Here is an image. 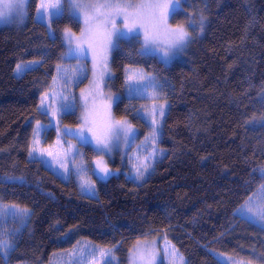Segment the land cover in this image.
I'll list each match as a JSON object with an SVG mask.
<instances>
[{"label": "trees", "instance_id": "trees-1", "mask_svg": "<svg viewBox=\"0 0 264 264\" xmlns=\"http://www.w3.org/2000/svg\"><path fill=\"white\" fill-rule=\"evenodd\" d=\"M39 1H28L26 21L0 27V206L30 212L22 228L6 223L0 240L13 250L0 264H52L56 252L85 240L119 253L123 264L122 248L156 231L185 264H226L220 254L251 261L258 254L264 264V228L235 213L264 184V0H179L171 23L185 26L191 42L170 63L144 52L139 37L119 40L114 113L138 128L137 142L146 136L138 112L146 99L127 96L125 81L128 67L151 74L168 102L158 142L164 154L142 183L120 168L95 176L96 196L29 157L34 124L48 122L42 95L61 66L78 61L65 57L63 30L80 32L88 21L66 10L39 21ZM30 61L38 64L15 74ZM88 80L89 70L76 88ZM76 110L63 122L78 124ZM54 135L50 129L46 142Z\"/></svg>", "mask_w": 264, "mask_h": 264}, {"label": "rangeland", "instance_id": "rangeland-1", "mask_svg": "<svg viewBox=\"0 0 264 264\" xmlns=\"http://www.w3.org/2000/svg\"><path fill=\"white\" fill-rule=\"evenodd\" d=\"M28 1L24 7L23 19L16 17L14 9L5 7L18 0H0V9L8 13L7 19H0V27L10 22L23 23L27 19ZM166 3L167 10H153L147 8L127 7H76V5H146L150 3ZM179 0H40L37 5L36 19L47 22L59 16L66 10L68 13L87 19L80 32L72 28L63 30V39L67 49L69 36L72 47L77 43L87 50L86 55H66L74 58L77 63L61 66L54 78L53 87L42 95L39 110L47 115L48 122H36L30 144L29 157L41 161L44 166L52 170L64 180L73 178L79 184L83 193L96 196L95 176L107 179L111 174L123 171L126 176L142 183L153 169L157 160L162 158L164 150L158 142L161 136L163 118L168 109V102L159 99L157 84L151 74L141 68L128 67L126 70L125 94L129 97L146 99L140 102L139 115L148 123L149 131L137 142L138 128L124 118L116 117L114 106L119 94L112 87L114 77L112 55L121 38L136 36L144 43L146 33L154 35L155 41H149L144 52L157 56L165 63L181 57L178 50L188 48L191 37L182 45L170 46L172 34L183 25L171 23L173 5ZM58 5L57 8L41 7V5ZM156 12L153 17L152 13ZM164 11L161 16L160 12ZM38 13H43L41 18ZM131 29V31H129ZM189 33V32H188ZM66 49V52H67ZM65 52V53H66ZM165 52L168 55H165ZM83 59V60H81ZM38 64L30 61L19 64L21 69L16 75H22L26 70ZM89 70V80L86 85L76 88ZM131 77V79H129ZM78 109V110H76ZM163 109L164 115H160ZM77 111L78 124L63 122V116ZM155 121V122H154ZM131 125L127 134L123 127ZM54 129L55 135L51 142H46L48 131ZM87 137V141L81 138ZM103 141L97 143V140ZM48 140V139H47ZM105 144L107 147H105ZM31 153V155H30ZM106 167L109 175L105 176L101 170ZM121 170H120V169ZM140 173L143 178L138 179ZM264 185V184H262ZM260 185L251 203L248 199L235 211L239 217L253 222L256 211L254 204L258 202ZM252 207V212L249 208ZM27 210V211H25ZM15 212L16 215H11ZM30 212L21 206H0V234L7 226L6 223L16 221L22 228L29 222ZM254 223V222H253ZM263 227L260 223H255ZM1 237V235H0ZM0 244L8 245L7 240L1 239ZM5 252V248H0ZM123 264H185L181 254L167 240L163 231H156L148 236L135 239L129 246L122 248ZM226 264H260L259 255L255 254V261L239 259L223 254L219 255ZM182 258V259H181ZM52 264H120L121 255L113 253L112 249L100 248L92 242L80 241L69 250L56 252L52 257Z\"/></svg>", "mask_w": 264, "mask_h": 264}, {"label": "snow or ice", "instance_id": "snow-or-ice-1", "mask_svg": "<svg viewBox=\"0 0 264 264\" xmlns=\"http://www.w3.org/2000/svg\"><path fill=\"white\" fill-rule=\"evenodd\" d=\"M26 4V0H18V2L14 3V4H7L5 5L6 8L8 9H14L16 12V17L20 20L23 19V15H24V7ZM41 7H50V8H57L58 5L53 4V5H41ZM76 7H89V8H102V7H116V8H127V7H138V8H147V9H153V10H167L169 8V5L166 3H150V4H146V5H138V6H134L131 4H127V5H76ZM173 10L179 8V3L174 4L173 6ZM165 13L164 11L160 12V15L163 16ZM38 15L42 18L43 17V13H38ZM153 17L156 16V12L154 11L152 13ZM8 18V13L5 12L4 10L0 9V19H7ZM129 31H131V29H129ZM188 35L189 33L186 32L184 30L183 27H179L177 30H175L172 34L171 40H170V46L175 47L177 45H182L184 42H186V40L188 39ZM145 41L146 44L149 41H155V36L146 33L145 35ZM66 55H86L87 54V50L82 46V44L77 43L75 48L72 47V39L71 36H69V46L67 49V52L65 53ZM165 55L167 56L168 53L165 52ZM21 69L20 65H17V71H19ZM30 70V68H29ZM129 79H131V77H129ZM160 115L163 116L164 115V111L163 109H161L160 111ZM155 122V121H154ZM122 130L125 132V134H127L129 131H131V125H127V127H123ZM81 138L85 141H87V137L83 136V134H81ZM103 141L101 140H97V143H102ZM105 147H107V145L105 144ZM31 155V153H30ZM105 176L109 175V171L106 167L101 169ZM261 176L262 178H264V171L261 172ZM143 178V173H140V175L138 176V179H142ZM253 200L252 197H249L248 201H246V203H251ZM258 202L256 204L253 205V207H255L256 211L254 213L253 216V222L254 223H260L262 226H264V185L261 186V188L259 189V196L257 198ZM27 211V210H25ZM249 212H252V207L249 208ZM11 215L15 216L16 213L15 212H11ZM0 248H5L7 249L8 252L12 251V247L10 245H3L0 244ZM5 253L0 251V256L4 255ZM182 259V258H181Z\"/></svg>", "mask_w": 264, "mask_h": 264}]
</instances>
